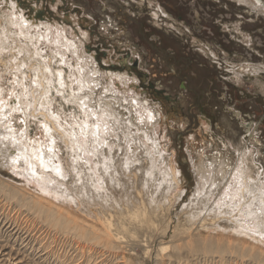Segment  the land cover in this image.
<instances>
[{
  "label": "bare ground",
  "instance_id": "obj_1",
  "mask_svg": "<svg viewBox=\"0 0 264 264\" xmlns=\"http://www.w3.org/2000/svg\"><path fill=\"white\" fill-rule=\"evenodd\" d=\"M22 1L0 0L8 8L7 12L0 8V82L6 81L5 69L16 71L13 81L18 84L15 97L19 106L6 102L0 85V167L23 179L16 181L0 173V210L8 207L31 215L41 227L37 232L47 231L53 239L58 238L57 243L68 252L62 261L56 259L58 264H145L143 258L153 264H264V180L254 166L253 151L242 147L231 166L220 156L212 157L211 162L202 152L194 156L196 161L191 157L196 183L193 199L179 212L185 214L184 219L175 215L176 225L172 226L170 211L186 201L180 193L182 172L175 166L172 151L173 157L167 161L169 144L165 137L160 140L158 133L161 125L174 119L173 113L163 117L158 106L134 93L139 80L132 74L136 77L133 83L131 65L123 59L117 61L121 68L110 70L116 75L105 74L106 85L94 94L101 85L97 76L103 75L97 59L87 52L90 36L86 29L79 23L77 32L76 20L66 17L64 22L73 34L69 36L63 26L47 21L46 33H42L36 9L29 6V11L23 12L28 7H22ZM137 1L139 9L146 1L152 6L149 0ZM233 1L264 17L263 0ZM178 33L183 34L181 30ZM26 42L34 47V53L21 59L19 56L28 53L23 47ZM40 45L50 54L43 56ZM200 51L209 61L216 57L209 49L201 47ZM27 61L30 69L25 71ZM239 68L232 70L236 79L241 80L243 73L253 78V89L264 97L260 79L264 65ZM121 86L123 91L134 90L129 93L133 98L123 95L118 99L127 120L124 112L114 108L113 95ZM14 91L11 94H16ZM52 93L76 105L78 113H73L71 130L61 125V115L54 111L58 98ZM107 98L111 99L105 101ZM94 99L102 103L95 106ZM13 110L23 113L25 131L20 134ZM31 117L44 123L42 141L30 139ZM193 145L186 147L190 156ZM2 239L0 236V264H22ZM55 243L51 244L56 248L59 245ZM138 250L143 258L138 257Z\"/></svg>",
  "mask_w": 264,
  "mask_h": 264
},
{
  "label": "rangeland",
  "instance_id": "obj_2",
  "mask_svg": "<svg viewBox=\"0 0 264 264\" xmlns=\"http://www.w3.org/2000/svg\"><path fill=\"white\" fill-rule=\"evenodd\" d=\"M135 1L138 3L137 0H23L21 6L28 7L24 9L23 12L25 13L29 11V6L36 9L35 15L41 18L38 25H40L39 29L42 33H46L45 27L48 26L45 23L48 22L58 27L63 26L65 33L70 36V34H73V30L70 25L64 22L66 17L76 20L75 30L77 29V32H79L77 24H82L80 26L84 30L86 29L85 31L90 36L89 41L86 43L87 52L97 59L100 75H103L102 77L97 76V80H101V85L94 94L100 93L99 91L106 85L105 74L112 75L113 73V75H116L110 70L121 68L122 64L117 63V61L123 59L129 62L130 69L133 72L130 77L133 78L134 75L138 78L139 83L136 84L138 88L135 91L129 88L123 91L121 86L118 87L121 90L113 95V100L116 101L114 108L117 111H122L121 113L124 112L126 120L128 117L127 112L123 109L124 106L120 105L118 99L123 98V95L133 98L134 94H129L133 93L132 91L134 93L138 92L142 101L158 106L157 109L160 110L163 117L173 113L174 119L161 125L158 133V138L161 140L165 137L169 144L167 161H169L170 156L173 157L172 155H174L175 166L182 172L180 182L182 189L180 193L181 199L185 198L186 201L182 202L180 206H174L170 211L173 226L176 225V221L174 222L175 215H179V218L183 220L185 214H179V212L183 206L191 203L193 199L192 194L196 183L190 161L191 157L194 158L193 161H196L195 157L198 153L202 152L207 162H211L212 157L220 156L223 160L230 161L231 166L239 158L241 148L246 147L247 150L253 151L251 157L255 159L254 166L257 173H262L261 178L264 180V97L260 95V91L257 92L256 89H253L251 85L254 83L253 78L243 73L241 80H238L236 79L237 76L232 74V70H240L239 66L241 65H264V17L255 14L253 11L251 12L249 7L239 4L238 1L197 0L198 4H191V0H186L187 2L181 8H184V10L185 7L188 8L189 12L187 13H190L192 9L196 12L195 6L197 10L199 7L206 8V6H209L219 17L206 22L204 28L196 23L191 27L177 25L174 20L172 22L169 18H166L164 28L163 25H160L157 17H152L155 11L151 12L152 10H149L150 6L147 1L141 9ZM165 2L174 5L177 0H165ZM56 6H62L64 9L59 10ZM0 8L4 12L8 11V8L4 7L1 2ZM54 10L58 14H55ZM15 13L19 15L18 12ZM50 13L54 14L50 15ZM83 20H87V23H83ZM178 30H181L183 34L178 33ZM31 31L30 34H33V30ZM23 47L28 50V53L24 57L19 56V58L33 55L34 47L29 42L23 44ZM201 47L206 51L209 49L215 53L216 57H213L215 59L209 61L200 51ZM39 50H42V55L50 54L43 45H40ZM133 50L134 52H132ZM138 56L141 60L137 58ZM69 58L71 59V56ZM69 58H66L67 61H70ZM33 59L35 58L32 57V62ZM30 63L27 61L26 67L28 68H25V71L30 69ZM57 64L61 66V62ZM5 70L8 72L5 74L6 76H3L6 81L5 83L0 82V85L4 88L3 95L6 102L11 101L12 104H17L15 96H17L18 84L13 81V74L16 71ZM65 70L70 74L69 69L65 68ZM136 77L131 79L134 80ZM70 79L72 80L73 77ZM235 79L240 82L238 83ZM260 79L264 82V73ZM133 83H135V80ZM13 89H16L14 91L16 94H11ZM52 96L58 98L54 111L61 115V125L71 130L73 113H78L76 105L67 103L59 94L52 93ZM97 96L100 97V95ZM108 99L111 98H107L105 101ZM96 100L94 99L95 106L102 103L101 101L96 103ZM17 107H19L18 104ZM9 115L8 119L16 118L14 120L15 125H21L18 134L25 131V127L22 126L23 113L20 110H13L11 112L12 117ZM28 120L31 122L30 139L32 141H42L44 123L37 122L32 117ZM189 143H193V146H195V149L190 148L192 156L189 155L186 148ZM0 173L10 176L16 181H23L6 167H0ZM213 200L214 198L210 202L212 203ZM15 211L8 207L1 208L0 226L2 227V224H6V226L0 227V236L3 238L2 241L7 243V246L14 249L22 264H58L56 259L59 262L63 260L64 256L68 255V252H65L57 243L59 239L55 237L53 239L52 233L43 230L36 231L41 227L33 221L31 215L21 214L18 209H15ZM53 240L56 241V245H59L56 247L58 250L54 247L55 245L51 244ZM30 247L34 252L31 251ZM35 249H38V252ZM137 255L139 258L144 257L141 250H138ZM40 257H42L41 260H39ZM143 261H145V264H153L149 263L146 258H143ZM187 261L190 260L187 259Z\"/></svg>",
  "mask_w": 264,
  "mask_h": 264
},
{
  "label": "flooded vegetation",
  "instance_id": "obj_3",
  "mask_svg": "<svg viewBox=\"0 0 264 264\" xmlns=\"http://www.w3.org/2000/svg\"><path fill=\"white\" fill-rule=\"evenodd\" d=\"M149 1L152 4L149 10L150 11L152 10L151 12L155 11L154 13H157V18L160 21V25H163V26H166L163 24V23H166L165 19L170 18V20L172 22L175 21L176 23L175 22L174 23L177 25L191 27L192 25L194 26V23H196L197 25L199 24L201 28H204V25L206 24V22H209V20L213 21L216 17H219V15H217L214 12V10L209 6H206V8L199 7V9L197 10L196 6L193 5L195 6L194 8L196 12H194L192 9V11L190 10L191 11L190 13H187L189 12L188 8L185 7V10L184 8H181L182 5L185 4V2H187L186 0H179L181 2L177 0V2L174 5L165 2V0H149ZM191 4H198V1L191 0ZM161 9L163 12L161 11Z\"/></svg>",
  "mask_w": 264,
  "mask_h": 264
}]
</instances>
